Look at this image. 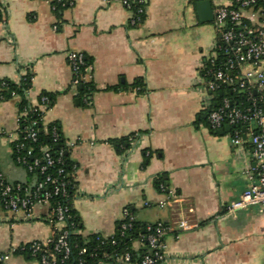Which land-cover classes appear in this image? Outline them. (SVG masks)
<instances>
[{"label":"crops","instance_id":"crops-1","mask_svg":"<svg viewBox=\"0 0 264 264\" xmlns=\"http://www.w3.org/2000/svg\"><path fill=\"white\" fill-rule=\"evenodd\" d=\"M54 1L0 0V84L30 71L29 101L56 94L43 125L58 124L75 164L77 233L112 237L129 207L147 224L172 223L183 210L197 225L164 237L165 264H264L263 214L227 208L247 188L253 148L207 125L212 100L200 74L219 36L199 19L202 0H147L137 26L124 0H67L60 15ZM72 51L92 59L89 95L72 83ZM19 112V97L0 94V174L32 184L13 158ZM137 132L122 154L108 142ZM160 177L166 191L156 187ZM170 191L176 199L161 208ZM47 212L37 204L31 219L0 214V254L8 255L0 264H39L28 245L52 236Z\"/></svg>","mask_w":264,"mask_h":264},{"label":"built area","instance_id":"built-area-1","mask_svg":"<svg viewBox=\"0 0 264 264\" xmlns=\"http://www.w3.org/2000/svg\"><path fill=\"white\" fill-rule=\"evenodd\" d=\"M213 9V26L218 39L213 52L207 57L200 79L204 88L211 93L212 102L207 107V125L213 131L228 128L231 141L236 147L250 144L253 148L254 166L245 172L247 188L232 200L227 208L230 211L258 208L264 216V0H211ZM147 0H124L131 13L130 25L137 26L143 22ZM86 54L72 51L68 61L73 72V85L77 87L81 80H88L91 65L81 75V67L85 66ZM4 83V82H3ZM13 97L18 95L13 92ZM213 98V99H212ZM16 116V137L14 147L17 153L26 146V140H37L39 119L21 127L28 112L42 113L49 105V98L42 96ZM43 124V117L40 119ZM21 133H23L21 135ZM51 134L54 140L60 136L59 128L53 125ZM66 144V143H65ZM67 146V145H66ZM45 163L36 158L28 162L26 154L16 156V162L27 170L40 169L44 175L48 166L55 163L49 148L43 146ZM63 152V151H62ZM62 152L57 161H60ZM63 172L60 169L58 176ZM45 174L41 180L32 184L10 183L0 174V214L6 213L15 217L31 219L34 207L42 204L48 207L47 219L52 226V236L45 241H32L28 249L39 264H90L85 258L87 250L81 248L76 260L71 262L72 247L69 241L71 234L77 232L71 219V207L62 202L52 203L55 196L69 197L71 181ZM70 176V175H69ZM162 190L165 187L161 184ZM170 199L161 201V208L167 207L176 196L169 193ZM192 209L188 210L192 212ZM134 222V216L126 208L121 223V234L124 235ZM195 224L187 213L179 211V217L172 223L159 221L152 234L146 237L148 251L139 263H131L130 255H111L116 264H165L167 261L164 237L171 233L188 230ZM152 227H148L151 229ZM101 243L116 244L114 236L106 238L97 236ZM141 245L144 243L137 240ZM8 255L0 254V263L7 260Z\"/></svg>","mask_w":264,"mask_h":264},{"label":"trees","instance_id":"trees-1","mask_svg":"<svg viewBox=\"0 0 264 264\" xmlns=\"http://www.w3.org/2000/svg\"><path fill=\"white\" fill-rule=\"evenodd\" d=\"M67 5V0H55L54 1V10L57 15H60L62 9ZM145 16V15H144ZM2 20V13L0 11V21ZM86 63L85 66L81 67V75H84L86 72V66L92 65V59L88 55H86ZM33 74L29 71L24 76L21 77L19 82H13L11 80H5L0 84V94L4 99L12 98L13 92H15L19 97V111L23 110L25 107L29 105V99L27 98V92L32 87V79ZM138 83V82H137ZM79 94L81 96L89 95L91 92L95 90V86L92 81L81 80L80 85L78 86ZM42 96H47L49 98V108L53 105L56 94L55 93H47L43 92ZM39 98V99H40ZM42 118V112H28V115L25 116V119L22 122L21 127L23 128L26 125H29L33 120L39 119V125H37L38 137L36 141L31 139L26 140V146L20 150L19 153L15 151V147L13 148V158L16 161V156L19 154H26L27 150L31 148V154L27 155L28 162L32 163L36 158L40 159L41 164H44L46 161L44 159V151L42 150L43 146H47L49 148V153L51 157L55 160V163L48 166L45 170L44 175L40 173V169H35L33 171H27L32 182L35 180H41L45 174H52L54 176H58V172L63 170V172L58 176L60 178H65L71 181V186L69 185V197L64 198L62 196H55L52 199V203L57 201L66 203L71 207V219L69 220L71 223L73 222L75 230L80 228V219L77 215L76 211L73 209L72 203L76 193V180H75V164L70 159L69 156V148L66 146L65 141L62 137L60 128L58 124L52 123L49 126H44L40 119ZM53 125H56L59 128L60 136L58 140H54L51 134V128ZM23 133H21L22 135ZM140 134L132 133L128 136L121 138H110L108 142L115 148L117 153L122 154L126 149L130 148L131 142L136 139V137ZM63 151V152H62ZM60 152H62V157L58 162L57 159L60 156ZM27 169V168H26ZM70 175V176H69ZM31 181V180H30ZM156 187H160V185H164L165 191L168 186L165 183V179L160 177L156 180ZM129 210L133 214V209L129 207ZM156 223L147 224L144 222H138L134 219L132 226L125 231V234H121V225L118 230V233L114 235L116 239V244L110 243H101L95 237L84 238L82 235L77 232L73 233L69 237V241L72 247V257L71 262L76 260L78 252L81 248H85L87 250L84 258L90 264H98L99 262H113L114 260L111 255H124L129 253L130 262L131 263H139L145 253L149 249V245L146 237L153 233ZM148 227H152L148 229ZM141 240L144 243L141 245V249L136 250L133 247V244L137 241ZM29 246V245H28Z\"/></svg>","mask_w":264,"mask_h":264},{"label":"water","instance_id":"water-1","mask_svg":"<svg viewBox=\"0 0 264 264\" xmlns=\"http://www.w3.org/2000/svg\"><path fill=\"white\" fill-rule=\"evenodd\" d=\"M199 19L202 22H210L213 19V9L210 0H202L197 3ZM228 130L225 128L224 131Z\"/></svg>","mask_w":264,"mask_h":264}]
</instances>
